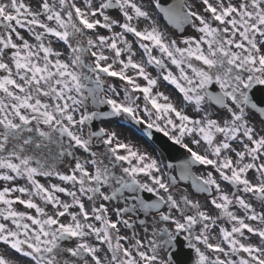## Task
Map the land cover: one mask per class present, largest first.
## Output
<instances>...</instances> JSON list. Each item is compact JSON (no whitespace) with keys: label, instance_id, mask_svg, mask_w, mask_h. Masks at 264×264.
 I'll return each instance as SVG.
<instances>
[{"label":"snow or ice","instance_id":"snow-or-ice-1","mask_svg":"<svg viewBox=\"0 0 264 264\" xmlns=\"http://www.w3.org/2000/svg\"><path fill=\"white\" fill-rule=\"evenodd\" d=\"M258 87L264 0H0V264H264Z\"/></svg>","mask_w":264,"mask_h":264},{"label":"rangeland","instance_id":"rangeland-1","mask_svg":"<svg viewBox=\"0 0 264 264\" xmlns=\"http://www.w3.org/2000/svg\"><path fill=\"white\" fill-rule=\"evenodd\" d=\"M173 33L176 34L175 32H173ZM58 47H60V45H58ZM163 84H164V83H161V85H160V90H161V91H164L165 94H168L167 91H166V89H164L165 87L163 86ZM172 92H173V91H172ZM173 93H174V92H173ZM174 94H175V93H174ZM177 99H179V97H177ZM105 126H109V125L105 124ZM121 128H122V127H121ZM123 132H124L125 134L132 135L127 129H124ZM134 138H136V137H134ZM142 145H143V144H142ZM0 249H2V248H1V245H0Z\"/></svg>","mask_w":264,"mask_h":264},{"label":"bare ground","instance_id":"bare-ground-1","mask_svg":"<svg viewBox=\"0 0 264 264\" xmlns=\"http://www.w3.org/2000/svg\"><path fill=\"white\" fill-rule=\"evenodd\" d=\"M164 89H166V91H167L168 94H170L172 97H174V93L172 92V90L170 88H164ZM116 129L118 130L120 128L116 127ZM13 255L16 256L15 254H13Z\"/></svg>","mask_w":264,"mask_h":264},{"label":"flooded vegetation","instance_id":"flooded-vegetation-1","mask_svg":"<svg viewBox=\"0 0 264 264\" xmlns=\"http://www.w3.org/2000/svg\"><path fill=\"white\" fill-rule=\"evenodd\" d=\"M257 95L259 96L260 99H263V97H264V93H263V91L261 89L258 90V94ZM257 123H259V120H257Z\"/></svg>","mask_w":264,"mask_h":264}]
</instances>
